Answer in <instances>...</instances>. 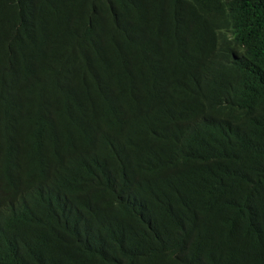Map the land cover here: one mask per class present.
<instances>
[{
	"label": "trees",
	"instance_id": "trees-1",
	"mask_svg": "<svg viewBox=\"0 0 264 264\" xmlns=\"http://www.w3.org/2000/svg\"><path fill=\"white\" fill-rule=\"evenodd\" d=\"M0 264H264V0H0Z\"/></svg>",
	"mask_w": 264,
	"mask_h": 264
}]
</instances>
